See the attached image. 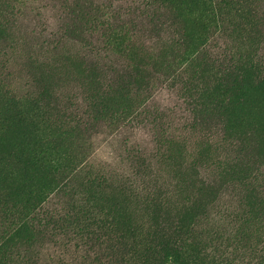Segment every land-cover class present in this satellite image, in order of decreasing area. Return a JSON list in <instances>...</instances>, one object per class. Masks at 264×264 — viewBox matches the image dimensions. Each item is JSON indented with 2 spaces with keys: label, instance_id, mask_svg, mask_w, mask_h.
I'll use <instances>...</instances> for the list:
<instances>
[{
  "label": "rangeland",
  "instance_id": "rangeland-1",
  "mask_svg": "<svg viewBox=\"0 0 264 264\" xmlns=\"http://www.w3.org/2000/svg\"><path fill=\"white\" fill-rule=\"evenodd\" d=\"M93 1L124 12L138 45L160 50L164 38H172L174 46L153 61L130 51L129 62L116 61L131 70L112 84L118 68L109 67L108 60L94 67L91 45L83 50L94 37L89 32L71 36L67 47L43 46L49 26L57 23L54 7L61 13L66 0H35L40 13L14 1L11 17L0 27V52L7 54L0 60V189L43 192L50 198L45 207L61 203L75 213L86 201L99 211L102 202L123 225L110 247L121 246L128 258L146 256L133 264H153L148 250L155 249L163 252L158 264H264V78L250 72L248 86L234 101L224 87L233 84L232 77L225 80L209 56L194 68L196 75L183 74L198 22L178 0L172 5L143 0L139 9L141 0ZM207 2L209 12L221 8L231 46L255 65L260 52L264 55V28L256 22L264 1ZM225 40L212 29L194 52L208 45L217 50ZM197 87L215 89L218 104L211 113L202 100L196 125ZM228 99L232 105L224 110ZM228 121L234 130L228 131ZM226 129L239 148L220 142L211 147L210 137ZM167 140L178 143L169 147ZM39 157L47 163L38 164ZM227 160L237 161L233 172L224 171ZM126 170L131 183L116 173ZM103 177L109 184H100ZM62 229L52 226L49 237L41 235L35 255L42 264L83 261L70 242L73 231L69 236ZM91 244L99 249L97 241Z\"/></svg>",
  "mask_w": 264,
  "mask_h": 264
},
{
  "label": "trees",
  "instance_id": "trees-1",
  "mask_svg": "<svg viewBox=\"0 0 264 264\" xmlns=\"http://www.w3.org/2000/svg\"><path fill=\"white\" fill-rule=\"evenodd\" d=\"M14 1H16V5L22 6L21 9L23 7H27L31 9L32 12H41L42 7L37 8L34 6L35 0H5L0 2L1 29L3 24L7 23L8 18L11 17L9 10ZM206 1L207 0H178V6L183 7L186 13L189 15H195V13L197 14L196 19L198 22V25H196V28L198 29L193 35H191L194 43L188 44V48L190 47L189 49L193 50V53L188 60L190 64L188 65V68H184V73H182L187 75L191 71L193 72L194 68L200 69L199 64L202 63V58L209 56L211 59L210 62H215V64L221 66L219 69L223 70L225 80H230L232 77L233 84L230 83L227 87V82L225 81L226 83H224V87L226 89H230L227 91V94L230 95L234 101H238V94H241L244 90V85L248 86V83L250 82L248 79L250 72L253 73V71L256 70L257 72L255 75H260L261 78H264V55L260 52L261 56L255 61L254 65V60H251L248 56H244L245 53L241 52L242 49L236 46H231L230 43L232 41L230 35L228 34L225 17L221 13V8L217 9V6L221 7L222 1L220 3L218 2L219 4L215 6V11L212 10L211 12H209V9L206 8L209 5ZM211 1L216 5L218 0ZM172 4H176V0H171V5ZM148 5L149 4H146V6ZM142 6L143 0L137 3L138 9ZM54 9L56 11L55 16L57 23L52 28L49 26V29L46 31L47 37L44 40L43 46L61 45L67 47L68 45L65 44L73 42L71 36L77 33L83 34L84 36L87 32H89L88 37L90 35H93L94 37L93 39H90L91 43L84 45L83 50L85 51V47L88 48L87 45H91L90 48L92 57L90 58V62L91 65H94V67L100 68L102 66L100 64L108 60L107 65L109 67H114L115 70L118 68L115 76L116 78L111 82L112 84H116L119 81V78L122 79L126 77V73L131 70V66L127 63L125 66L123 64H119L116 60L121 58L129 62L128 58L132 54L130 51H134L136 49L141 54L149 56L148 58L150 61L158 60L161 57L159 55V51L166 48H172L174 46V40H176L171 38L168 41L164 38L162 41L163 46L161 45L162 48L160 50L148 47L146 44L142 47V45L140 46L134 42L136 36L133 35V31L128 27V25H130L129 20L123 19L126 17L124 16V12L122 13L116 8L114 9L112 6L98 4L93 0H72L71 3H68V0H66L62 6L61 13H59L60 8L57 10V7L55 6ZM165 11L166 15H168V10L166 9ZM147 13L149 14L150 11L147 10ZM148 16H150V14ZM152 16L153 15L150 17L152 18ZM254 16L256 15L254 14ZM31 22H33V20ZM256 22L259 23V27L264 28V12L258 15ZM167 26L169 27V25ZM229 27L230 25L228 24V28ZM85 28H87V30L84 32ZM212 29L218 30L220 34H225L228 41H223L221 47L217 50H212V45H208V47H200L194 52L195 46H199L200 41L206 33ZM260 32L261 36L264 38V30H261ZM75 41L79 42L77 40ZM93 48L94 50H92ZM6 56V53L0 52V60L4 59L3 57ZM173 63L174 62H172V64ZM189 70L191 71L189 72ZM199 73V75H201L204 74L205 71L202 70ZM193 74L196 75V72H193ZM236 80H239V85ZM194 91H196V96L192 95V99L193 102H195L196 107L192 104L191 105L192 108L194 107L192 111L195 113V124L197 125V122L199 121L197 116L203 108L201 101H205V105L207 106L206 109L211 113L216 112L217 109L213 108V105H217L218 102H214L216 96L215 89H198L197 87ZM189 100L190 98L188 96V101ZM230 104L231 103H229L228 99V103L223 105V109L229 110L232 105ZM229 117H231V113H229ZM230 125L231 122L228 121V124L226 125L228 131L229 129L234 130L233 127L230 128ZM228 131L227 129L221 130L220 136L210 137L212 144L209 145L211 147H217L218 142H220L233 150L239 148L235 145V139L230 137ZM164 143L170 144L169 147H171L178 142L167 140ZM199 143L200 141H197L195 147L197 146L200 148L201 143ZM160 147H162V144ZM193 155H195V153H193ZM154 156H157V158L162 156V148H159ZM32 162L33 161H31V163ZM37 162L38 164L47 163L46 158L43 159L41 157L37 159ZM35 164L37 163L35 162ZM224 164L226 165V168H224L225 172H233L237 168V161L228 162L227 160ZM127 171L128 170L117 171L116 173L121 179H128L131 183L133 181L130 179ZM103 178L104 182H100V184H109V180L105 177ZM129 188L131 187L129 186ZM57 198L59 199V196H56L55 200H57ZM49 199L50 198L43 194V192L38 193L36 190H28L27 187L21 188L19 191L12 189H0L1 264H42L35 255V252L39 246L38 244L44 240V238H41V235L47 232V236L49 237L50 234L48 230H50L52 226L63 228L62 230L66 229L68 235L70 234V230L73 231L70 242L72 246L74 245L81 254V259L83 261L79 264H133L134 262L132 261L134 259L141 261L146 257L144 254L140 257V254L138 255L133 253L135 254L134 259L128 258L127 255L120 253L122 250L121 246L110 247V244L116 241L119 232L122 231L123 225L119 218H117V216H115L112 212L102 209V202L99 204L101 205L100 207H102H98L99 211L98 209H95V207H92L89 201H86L83 208L80 207L81 209H79L76 205L78 207V213H75L74 211H68V206H62L61 203L54 205L55 208H50L49 205L45 207ZM93 204L95 205V203ZM92 237H94V239ZM94 241L98 242L97 248L99 249L97 250H95L96 245L93 247L91 244V242ZM104 246L108 247L105 248ZM104 248L107 250L106 253H102ZM148 251L153 256V264H158L160 261V254L162 255L163 252H160L157 249ZM105 254L107 258L102 261L101 257ZM184 254L187 255L186 252ZM75 263L76 262H67L61 264Z\"/></svg>",
  "mask_w": 264,
  "mask_h": 264
}]
</instances>
